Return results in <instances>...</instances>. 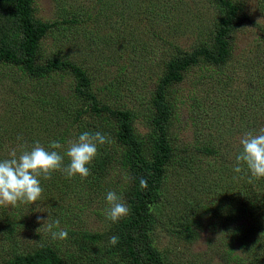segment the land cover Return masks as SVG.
I'll return each mask as SVG.
<instances>
[{
    "label": "rangeland",
    "instance_id": "374dc122",
    "mask_svg": "<svg viewBox=\"0 0 264 264\" xmlns=\"http://www.w3.org/2000/svg\"><path fill=\"white\" fill-rule=\"evenodd\" d=\"M238 1L240 19L230 34V54L224 62L201 61L168 85L172 102L168 133L176 157L187 147L190 169L169 168L161 190L162 217L172 223L178 220L177 209L190 193L209 208L190 240L170 233L163 221L156 225L151 240L163 254L164 264H214L228 252L243 258H261L264 252V245H251L247 237L235 232L233 225L249 224L247 218L231 223L222 218L227 214L226 195L235 196L237 183L243 179L242 172L233 171L242 151L240 140L245 133L258 134L264 128V0ZM33 8L39 19L60 21L40 40L38 56L42 58L37 60L57 54L81 64L94 79L100 98L130 110L144 145L151 130L150 101L164 73V60L174 54L175 46L192 50L209 40L208 32L219 14L211 0H33ZM73 18L75 23L61 22ZM21 72L16 65L0 63V160L12 150L19 155L36 141L42 144L51 135L46 125L56 126L59 132L58 124L74 106L69 98V74L36 80ZM74 135L71 141L76 140ZM203 141L217 147L218 153L196 151L195 145ZM66 195L44 189L41 200L21 203L29 242L39 233L43 236L38 217L45 220L65 213ZM97 203L81 212L83 224L91 231H101L106 222L103 215L108 204ZM28 226L35 231L32 235Z\"/></svg>",
    "mask_w": 264,
    "mask_h": 264
},
{
    "label": "trees",
    "instance_id": "16d2710c",
    "mask_svg": "<svg viewBox=\"0 0 264 264\" xmlns=\"http://www.w3.org/2000/svg\"><path fill=\"white\" fill-rule=\"evenodd\" d=\"M211 1L219 14L208 32L210 39L198 43L192 50L175 46L174 54L164 60V73L158 77L150 101L151 130L144 145L135 130L130 110L100 98L94 89V79L81 64L57 54L37 60L41 57L38 56L40 40L60 21L37 18L33 14V0H0V63L16 65L23 75L36 80L64 73L71 78L69 98L74 106L67 109L65 119L58 124L59 132L52 124L44 126L51 135H47L42 145L47 147L51 141H58L64 145L60 150L63 152L71 135L75 133L77 139L84 131H100L110 139L109 143L98 145V154L88 165L91 174L87 178L79 175L66 178L63 172L54 171L50 179H40L43 189L69 194L66 195L69 201L64 206L65 213L56 214V217L49 215L50 222L59 220L60 228L68 231L66 240H53L43 226V236L39 233L36 242L31 243L25 236L27 221L21 203L9 209L0 207V264H164L163 254L151 240L157 224L165 222L164 228L185 239L196 237V228L209 207L196 195L187 194L184 206L176 212L181 215L172 223L162 217L161 190L172 165L190 169L187 147L184 146L176 157L168 133L172 115L168 85L181 80L192 65L201 61L215 65L223 63L230 54V34L240 19V1ZM76 21L75 18L61 20L62 23ZM63 123L65 126L61 129ZM195 149L204 155H213L219 150L206 141L195 145ZM67 163L65 157L64 164ZM242 175L236 195H226L227 214L222 218L228 223L247 218L249 224L233 225L235 232L247 237L251 245H264V179H253L250 183V173L246 169ZM141 178L147 180L146 188L140 187ZM110 190L122 197L129 214L117 222L103 215L106 219L103 229L91 231L83 224L81 212L93 203H107L106 194ZM74 195L75 203L71 205ZM28 230L29 235L35 232L29 226ZM113 235L119 237L115 246L109 243ZM259 255L261 258L254 255L243 258L228 252L221 256V262L214 264H264V252Z\"/></svg>",
    "mask_w": 264,
    "mask_h": 264
},
{
    "label": "clouds",
    "instance_id": "9594fccd",
    "mask_svg": "<svg viewBox=\"0 0 264 264\" xmlns=\"http://www.w3.org/2000/svg\"><path fill=\"white\" fill-rule=\"evenodd\" d=\"M21 140L22 137H17ZM110 139L100 131H84L74 141H69L64 149L58 141H51L47 147L36 141L30 149L24 148L18 155L16 150L9 153V157L0 160V206H15L17 203L34 204L44 191L40 178L50 179L54 171H61L66 178L79 175L87 178L91 172L88 165L98 154V145L109 143ZM242 151L235 158L233 171L250 173L249 182L253 179L264 178V128L258 134L249 131L240 140ZM24 147V146H22ZM68 158L67 165L64 164ZM140 187H147V180L140 179ZM108 208L105 209V218L117 222L129 214V208L120 195L114 191L106 194ZM37 222H42L51 233L53 240H66L68 231L60 228V221L46 220L38 217ZM40 229V228H39ZM37 229V231H39ZM119 237L113 235L109 243L115 246Z\"/></svg>",
    "mask_w": 264,
    "mask_h": 264
}]
</instances>
